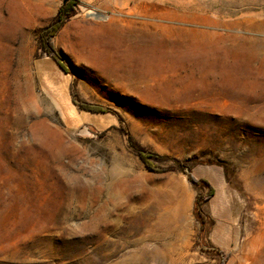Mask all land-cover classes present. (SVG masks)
<instances>
[{
  "label": "rangeland",
  "instance_id": "rangeland-1",
  "mask_svg": "<svg viewBox=\"0 0 264 264\" xmlns=\"http://www.w3.org/2000/svg\"><path fill=\"white\" fill-rule=\"evenodd\" d=\"M62 2L0 0V264H264V0H80L69 74Z\"/></svg>",
  "mask_w": 264,
  "mask_h": 264
},
{
  "label": "trees",
  "instance_id": "trees-1",
  "mask_svg": "<svg viewBox=\"0 0 264 264\" xmlns=\"http://www.w3.org/2000/svg\"><path fill=\"white\" fill-rule=\"evenodd\" d=\"M80 5V0H63L61 6L58 8L56 16L54 17L52 23L43 29L38 35V42L40 49L58 66V68L66 74H69L66 62L64 61L62 55L57 50L54 45V37L61 30L64 24L73 16H75L78 6ZM69 93L71 96V101L79 109L92 114H102L108 113L109 111L98 105H91L87 103L80 102L77 97V92L74 83L70 85ZM120 131L127 138L128 146L135 152L141 163L144 165L148 172L161 174L165 173L166 169L160 168L156 161L159 159L157 155L138 148L127 132V130L121 126ZM175 164L179 169L183 171L186 175L187 180L198 189H206V193H199L194 199V216L199 221L200 230L203 231L205 228L206 217L202 210V205L206 204L215 195V188L208 179L196 178L190 171L185 169V165L182 162L174 160ZM218 254H222L220 251H216ZM224 262V261H223ZM222 262V264H223Z\"/></svg>",
  "mask_w": 264,
  "mask_h": 264
}]
</instances>
